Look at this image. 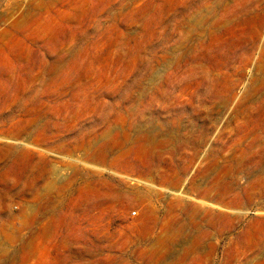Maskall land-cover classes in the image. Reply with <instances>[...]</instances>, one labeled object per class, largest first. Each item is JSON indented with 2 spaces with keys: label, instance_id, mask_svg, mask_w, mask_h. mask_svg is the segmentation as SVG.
Masks as SVG:
<instances>
[{
  "label": "rangeland",
  "instance_id": "1",
  "mask_svg": "<svg viewBox=\"0 0 264 264\" xmlns=\"http://www.w3.org/2000/svg\"><path fill=\"white\" fill-rule=\"evenodd\" d=\"M0 264H264V0H0Z\"/></svg>",
  "mask_w": 264,
  "mask_h": 264
}]
</instances>
